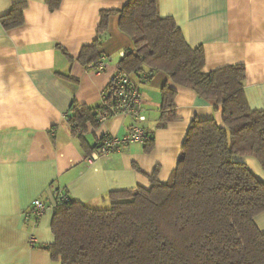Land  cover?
Wrapping results in <instances>:
<instances>
[{
	"label": "crops",
	"instance_id": "1",
	"mask_svg": "<svg viewBox=\"0 0 264 264\" xmlns=\"http://www.w3.org/2000/svg\"><path fill=\"white\" fill-rule=\"evenodd\" d=\"M26 2L23 25L7 30L1 23L14 3ZM129 0H63L51 10L46 0H0V264H61L45 247L53 244L55 190L94 208H107L112 192L149 188L157 173L166 182L177 166L194 119L214 118L222 111L181 87L163 72L139 77L144 97L137 122L123 114L88 121L75 131L69 117L73 105L99 106L111 76L119 69L133 39L119 26L117 14L99 32L101 13L119 11ZM162 16L174 18L188 43L205 50L204 70L244 64L245 94L252 109L264 110V0H158ZM99 39L105 70L78 58ZM146 75V74H145ZM177 92L174 116L162 118V89ZM144 127L152 149L133 142L107 157L87 156L107 135L122 136L133 126ZM264 182V170L252 156L239 157ZM35 199L48 209L37 220L26 217ZM264 232V211L255 217Z\"/></svg>",
	"mask_w": 264,
	"mask_h": 264
},
{
	"label": "trees",
	"instance_id": "2",
	"mask_svg": "<svg viewBox=\"0 0 264 264\" xmlns=\"http://www.w3.org/2000/svg\"><path fill=\"white\" fill-rule=\"evenodd\" d=\"M62 1L46 3L55 10ZM26 5L14 3L1 17L5 29L24 24ZM112 14L133 39L119 69L132 77L148 69L145 80L165 73L221 109L222 124L214 118L192 121L166 182L155 173L149 188L112 192L107 208L69 196L55 209V240L45 248L61 264H264V232L255 222L264 211V182L239 159L252 156L264 170V110L247 101L245 65L206 72L204 48H193L174 18L160 14L158 0H129L119 11H103L99 32L106 31ZM100 46L99 39L85 46L78 60L97 62ZM176 92L163 86V120L174 116ZM73 111L75 131H84L100 114L99 106L74 104Z\"/></svg>",
	"mask_w": 264,
	"mask_h": 264
},
{
	"label": "built area",
	"instance_id": "3",
	"mask_svg": "<svg viewBox=\"0 0 264 264\" xmlns=\"http://www.w3.org/2000/svg\"><path fill=\"white\" fill-rule=\"evenodd\" d=\"M105 67L103 59L93 65L94 70L97 72L104 71ZM143 105L144 97L139 82L127 71L118 69L111 76L103 100L99 105V119L104 120L110 115L123 114L133 117L137 122H141L146 119V116L142 112ZM150 138L148 130L139 125H135L129 132L122 136H104L97 147L87 156V159L89 162H93L101 157L109 156L130 143L140 142L147 144ZM55 195L56 200L53 204L55 208L69 200V195L61 188L55 190ZM47 209L48 206L46 203L41 199H35L31 207L25 211V216H33L38 220Z\"/></svg>",
	"mask_w": 264,
	"mask_h": 264
}]
</instances>
